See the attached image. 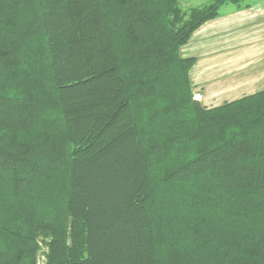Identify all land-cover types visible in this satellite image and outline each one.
<instances>
[{
	"label": "trees",
	"instance_id": "obj_1",
	"mask_svg": "<svg viewBox=\"0 0 264 264\" xmlns=\"http://www.w3.org/2000/svg\"><path fill=\"white\" fill-rule=\"evenodd\" d=\"M182 1L0 0V264H264V88L179 53L246 0Z\"/></svg>",
	"mask_w": 264,
	"mask_h": 264
},
{
	"label": "crops",
	"instance_id": "obj_2",
	"mask_svg": "<svg viewBox=\"0 0 264 264\" xmlns=\"http://www.w3.org/2000/svg\"><path fill=\"white\" fill-rule=\"evenodd\" d=\"M246 4V5H245ZM194 98L213 107L264 88V0L222 4L180 47Z\"/></svg>",
	"mask_w": 264,
	"mask_h": 264
},
{
	"label": "rangeland",
	"instance_id": "obj_3",
	"mask_svg": "<svg viewBox=\"0 0 264 264\" xmlns=\"http://www.w3.org/2000/svg\"><path fill=\"white\" fill-rule=\"evenodd\" d=\"M210 1L211 0H183L182 1V6L184 8H187V7H201L203 5H206V4L210 3ZM39 244L42 246L41 243H39ZM43 250H45V248H43ZM37 264H44V255H43V253L39 254V257L37 258Z\"/></svg>",
	"mask_w": 264,
	"mask_h": 264
}]
</instances>
